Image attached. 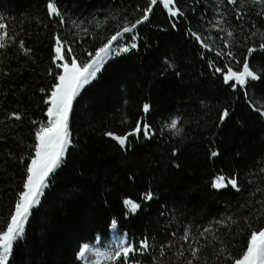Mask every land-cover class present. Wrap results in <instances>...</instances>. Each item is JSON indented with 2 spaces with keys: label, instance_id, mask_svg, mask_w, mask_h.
<instances>
[{
  "label": "trees",
  "instance_id": "trees-1",
  "mask_svg": "<svg viewBox=\"0 0 264 264\" xmlns=\"http://www.w3.org/2000/svg\"><path fill=\"white\" fill-rule=\"evenodd\" d=\"M54 2L66 21L84 20L81 27H87L88 34L77 35L79 30L70 23L61 28L59 18H49L46 0H0V17L15 37L0 50V227L22 190L25 168L20 159L24 157L27 162V157L34 154L31 146L38 125L32 121L47 119L44 99L48 93L40 89H50L55 82L49 69L58 71L52 63L54 34L61 33L72 43L79 59L87 62L88 51L94 52L106 43L125 16L130 21L140 18L148 4V0ZM216 3L178 0L185 13L178 21L170 19L158 3L149 20L138 26V49L109 59L97 78L83 89L73 104V145L41 204L33 210L24 239L14 245L10 264H84L79 259L82 247L93 244L98 236L107 239L113 218L128 240L138 243L148 237L156 244L150 254L136 257L142 264H153V256L158 257L157 264H186L190 252L176 257L173 248L159 257V245L172 238L171 232L181 235L188 226L198 235L197 228L212 224L220 237L212 240L206 233L211 245L201 239L205 247L199 253L201 259L193 264H231L224 259L228 252L217 255L219 249L226 247L233 255L242 251L250 232L244 217H251L260 207L257 199H264L261 194L249 196L257 186L264 188V173L260 172L264 167V117L249 104L250 100L257 105L264 102V52L250 58V66L259 70L261 79L249 81L247 97L244 90L234 91L224 84L220 73L209 69V59L222 68L228 60L217 57L214 51H204L187 29L215 37L214 47L221 48L223 40L219 37L225 33L210 24L214 22ZM231 8L227 6L223 27L235 29L242 40L246 33L241 32ZM244 11L248 13L244 27L251 29L254 23L264 31V18L256 15L259 9L251 6ZM114 16L116 19H112ZM97 20L107 22L96 28ZM20 40L31 49L30 54L19 49ZM130 40L131 34H125L121 43ZM250 43L258 44L259 39L253 38ZM232 51L242 61L246 48L237 43ZM232 66L233 70L240 67L234 61ZM144 103L151 106L146 121L156 135L152 139H144L142 133L139 139L131 136L129 146L122 149L105 133L124 135L131 131L138 120L145 118ZM224 108L229 109L230 117L218 125ZM13 111L22 114L20 121L6 118ZM175 116L181 118L180 136L164 128ZM212 150H218L219 155L211 157ZM233 173L238 174L242 192L211 187L217 175ZM149 190L154 199L144 202L142 196ZM129 198L141 203L142 208L126 217L123 200ZM225 216H232L235 223L225 228L214 223Z\"/></svg>",
  "mask_w": 264,
  "mask_h": 264
},
{
  "label": "snow or ice",
  "instance_id": "snow-or-ice-1",
  "mask_svg": "<svg viewBox=\"0 0 264 264\" xmlns=\"http://www.w3.org/2000/svg\"><path fill=\"white\" fill-rule=\"evenodd\" d=\"M158 3L162 4L163 8L167 10L170 19L174 21H178L185 15L184 11L178 6V0H148L147 7L142 9L140 18L130 21L125 16L121 24L117 26L118 30L107 38L106 43L94 52H87V56L89 57L87 62L79 59L75 54L72 43L63 38L61 33L54 34V57L52 63L58 71L53 72L52 69H49L48 74L53 77L55 82L51 85L50 89H40L42 93H48L44 99V103L47 105L45 112L47 119L46 121H32L33 124L38 125L34 133L35 144L31 146L34 154L27 157V162L24 157L20 159V163L24 164L25 179L9 218L5 221L4 226L0 227V264H10V258L14 253V245L24 239L26 225L33 214V210L41 204L42 197L45 196V190L50 187L52 177L63 164L69 148L73 145L69 125L74 101L81 94L85 86L97 78V74L102 71L109 59L138 49V26L149 20L154 6ZM228 5L232 6L231 11L234 13L235 19L240 22L241 32L246 33L243 35L242 40L237 37L235 29L223 27L226 22ZM251 6L257 7L259 11L256 12V15L264 18V0H226V3L225 0H217L214 8L216 14L213 17L214 22L210 21V24L212 29L225 33L224 36L219 37V39L223 40V46L219 49L214 47L215 37L204 36L201 32L195 31L192 28L187 29L188 35L194 38L204 51H214L217 57L228 60V63L224 64L222 68L217 67L215 61L209 59L208 67L210 70L214 69V74L220 73L223 77L224 84L234 91L237 88L244 90L246 97L248 96L247 85L249 81H258L261 79L259 70H253L250 66V58L258 51L264 52V31L257 28L254 23L251 25V29L244 27L248 15L247 11L244 10L249 9ZM46 10L50 19L59 18V26L61 28L66 23H70L73 28L79 30L77 35H79V32H83L85 35L88 34L89 29L87 27H81L86 22L71 18H68L66 21L64 12L54 0H46ZM137 10H141L139 6H137ZM112 19H116V17L114 16ZM106 22V20H97L95 21V27L101 28ZM87 23L92 24L93 21H87ZM172 27L173 29L176 28L175 22L172 23ZM9 29L10 25L0 17V50L6 49L9 43L15 40V37L10 34ZM125 34H131V40L128 43L122 44L121 41L125 37ZM253 38H258L259 43H250L253 41ZM210 40L212 43H209ZM237 43L241 47L246 48V53L243 54L242 61L237 59V54L232 51ZM18 47L25 55L31 52V49L26 48L23 40L18 42ZM201 55L203 58V52ZM233 61L236 65L240 66L237 70H233ZM169 67H172V65L169 64ZM177 75L179 76L178 72ZM249 104L253 111L258 112L261 117H264V102L257 105L250 100ZM150 109L151 106L149 103L142 105L145 118L138 120L135 127L126 134L116 135L112 132H106L105 135L114 139L122 149H126L129 146L128 141L131 136L139 139L142 133L144 139H152L156 135V131L146 121V116L150 112ZM230 114L229 109L224 108L219 116L218 125H223L226 119L230 117ZM6 118L8 120L20 121L22 114L13 111L8 113ZM180 125L181 118L175 116L164 125V128L174 136H180L183 131ZM173 155H176L175 150L173 151ZM218 155V150L210 151L211 157L214 158ZM260 172L264 173V167L260 168ZM248 183L252 184L253 181L249 180ZM211 187L215 190L231 187L237 193L242 192L237 173H233L230 176L223 174L217 175ZM257 194L264 196V188L257 186L249 192L250 197L256 196ZM142 199L144 202L152 201L154 199L153 192L151 190L147 191L143 194ZM251 202L249 200L248 203ZM255 203L260 205V207L252 212L251 217H244V222L248 229H250V232L246 237V245L242 251L238 255H233L226 247H221L217 253L218 256H224V253L228 252V255L224 259L231 261V264H264V222L261 221V217H264V199H257ZM123 204L127 209L125 213L126 217L128 214H136L142 208L141 203L130 198L124 199ZM250 221L260 223V226L254 227L253 222ZM214 223L220 228H225L230 227L235 221L232 216H225L222 219L216 220ZM110 227L114 231L117 230L118 220L113 218L110 222ZM196 232L198 235L193 234L191 226L185 227L181 235H178L175 231L171 232L170 235L172 238L166 243L159 245V257L166 256V250L175 248L173 255L176 257H185V252H190L191 259L185 257L186 264H193V261H199L201 259L199 253L205 247L201 243V239L211 245L209 236L205 234H209L212 240H220V237L216 235V229L213 228L212 224L203 227L202 230L197 228ZM181 241L183 243L177 248L176 245ZM155 247L156 244L154 242L150 243V238L148 237L141 239L137 243L128 240L126 234H124V238H118L117 245L110 251H97L95 253V259L91 260V264H142L136 257L150 254L151 250ZM90 250V247L85 245L80 252V258L84 259L86 253ZM152 260L153 264H157L158 257L153 256Z\"/></svg>",
  "mask_w": 264,
  "mask_h": 264
},
{
  "label": "rangeland",
  "instance_id": "rangeland-1",
  "mask_svg": "<svg viewBox=\"0 0 264 264\" xmlns=\"http://www.w3.org/2000/svg\"><path fill=\"white\" fill-rule=\"evenodd\" d=\"M82 91H81V93H82ZM71 119H72V114L70 116V125H69L70 126V130H71ZM118 238L123 239L124 238V235L123 234H120L117 230L114 231L113 229H111V231H110L109 236H108L107 239H104L102 237H98L93 244H87L90 247L91 250L86 253V257L84 259H81L80 258V254H79V258L82 260V262L84 264H91V260H94L95 259V253L97 252V250H101L100 248L102 247L103 249L107 248L110 251L113 247H115L117 245ZM126 238L128 239L127 235H126ZM84 246H83V248H84ZM100 252H103V250H101Z\"/></svg>",
  "mask_w": 264,
  "mask_h": 264
}]
</instances>
